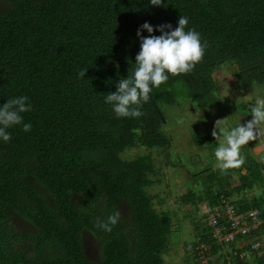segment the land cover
I'll use <instances>...</instances> for the list:
<instances>
[{
	"label": "trees",
	"instance_id": "16d2710c",
	"mask_svg": "<svg viewBox=\"0 0 264 264\" xmlns=\"http://www.w3.org/2000/svg\"><path fill=\"white\" fill-rule=\"evenodd\" d=\"M180 16L189 20L186 30L195 28L207 42L204 58L192 72L169 75L153 88L145 115L118 118L104 101L132 70L138 29L145 22L175 29ZM230 66L242 86L264 84V0H163L160 6L150 0H0V105L24 95L32 106L21 114L31 131L14 125L7 129L10 142L0 138V264H167L163 254L176 216L157 206L154 198L164 199L151 193L163 171L153 151L164 154L188 187L181 203L208 210L194 223L198 238L182 241L190 252L184 262L228 256L220 251L226 241L218 242V231L201 221L224 212L226 201L240 193V210L259 209L264 220V196L259 201L253 191L264 186V164L249 152L226 174L214 166L200 173L175 167L171 150L180 155L163 126L175 103L222 106L216 72ZM79 70H87L84 78ZM193 135L201 145L203 131ZM116 210L121 220L111 233L95 227L97 217ZM191 212L187 216L195 218ZM224 217L222 234L231 231ZM260 229L264 237V221Z\"/></svg>",
	"mask_w": 264,
	"mask_h": 264
},
{
	"label": "clouds",
	"instance_id": "9594fccd",
	"mask_svg": "<svg viewBox=\"0 0 264 264\" xmlns=\"http://www.w3.org/2000/svg\"><path fill=\"white\" fill-rule=\"evenodd\" d=\"M150 3L154 6H160L163 4V0H150ZM188 24V18L180 16L178 26L175 29L171 24H163L154 28L147 22L138 29L137 36L141 42L140 51L135 57L132 70L128 73L127 78H121L118 81L116 84L117 91L109 92L104 101L112 106L118 118H139L145 115L142 110L143 105L150 100V93L153 88H159L166 83L169 80V75L179 76L192 72L196 65L202 61L208 44L195 28L186 30ZM143 30H146L150 35L143 36ZM156 30L162 34L159 36L151 35ZM86 72L87 70H79V77L84 78ZM31 110L29 97L24 95L9 98L6 103L0 105V138L4 142L11 141V134L7 129L14 125H22L25 132L31 131L32 124L24 123L21 115ZM248 111L252 119L246 124L240 123L230 128L227 126V118L215 122L212 131V136L218 142V147L214 152L215 168L219 169L221 174H226L229 169L242 166L245 163V158L241 155V148L248 145L250 141L264 137V98L258 96L254 103L248 105ZM184 122V118L177 120L178 124ZM258 162L264 164V157H261ZM202 213L204 212L202 211ZM120 220L121 213L116 210L106 219L97 217L95 227L111 233ZM206 221L208 222V220ZM255 234L256 237L251 233L240 236L239 240L227 241L220 232L217 234L219 236L218 242L221 240L232 242L235 243L236 247H233L227 253L228 256L225 255L221 261L216 255L215 258L213 256L210 258L213 259V262L207 264H236L234 256L230 253L240 258L242 261L240 264H263L264 253L260 252L264 249V237L259 236L257 231ZM261 239L263 240L260 241ZM248 242H252L251 246L244 249ZM257 242H262V245L260 246ZM255 243L258 247L254 246ZM231 259H233L232 262H230Z\"/></svg>",
	"mask_w": 264,
	"mask_h": 264
},
{
	"label": "rangeland",
	"instance_id": "374dc122",
	"mask_svg": "<svg viewBox=\"0 0 264 264\" xmlns=\"http://www.w3.org/2000/svg\"><path fill=\"white\" fill-rule=\"evenodd\" d=\"M234 66L221 68L216 72V77L222 82V91L219 92L221 99L224 101L222 106H202L196 107L195 103L188 101H181L180 103H175L167 109L165 112L166 122L163 126V131L167 134L173 135L175 139V153L178 152L180 158L174 156V151L172 159L178 163L175 167H191V170H195V173H200L205 171L206 167H215L216 158L214 155L216 147H218L217 140L212 136V131L215 127V122L220 119L227 118V126L235 127L238 124H246L252 119L251 114L248 111V105L254 103L255 99L259 96L264 98V84L257 82L255 85L250 87H245L240 84L237 76L234 74ZM247 97V99H245ZM237 103L242 105L239 107ZM168 114V115H167ZM179 118H184L185 122L183 124H178L177 120ZM197 129H201L204 134V141L201 145L195 144V139L193 132ZM246 151V153H245ZM137 152L147 153L146 149L139 148ZM155 152V156L159 159L156 161L155 167H163V171L160 174L162 178V183H157L155 187L151 189V193L156 195L158 198H154L157 206L165 210H172V216H176L175 226L169 235L171 240L168 241V249L164 252L163 257L167 264H187L184 262L186 256H190V252L184 251L185 244L182 241L187 239H197L198 230L194 229V223L198 222L199 219L203 217L202 211H194L191 204L183 205L179 199V195L187 191L188 187L183 186L179 179L177 178L176 171L169 168L166 164L165 157L161 152ZM255 154V157L260 159L264 157V137L256 141H250L248 145L241 148V155L246 157L247 153ZM162 154V155H161ZM177 154V155H178ZM131 154H125L126 158H130ZM182 162L180 163V161ZM248 168L243 167L241 173H247ZM233 183L239 182V175H235ZM178 179V181L176 180ZM167 183L169 186H167ZM189 184V183H188ZM199 185V184H198ZM200 185L196 186V189H200ZM165 189L167 191H165ZM246 192V199L251 202V197L249 195H255L258 200L261 201L264 196V186H255L254 193ZM234 203L244 199V194H234L230 197V200ZM230 200L228 202L230 203ZM181 205V206H180ZM179 208V209H178ZM186 211H192L195 218L189 217ZM191 212V213H192ZM177 215H181L179 218ZM206 227L212 225L211 222H207L202 219V225ZM204 225V226H205ZM205 227V228H206ZM193 236V237H192ZM192 237V238H191ZM179 241V242H178ZM178 243V244H177ZM90 249L97 250L91 242L88 243ZM235 246V243L225 242L222 243V248L220 251L228 253ZM215 258V255L213 256ZM219 261H221L218 258Z\"/></svg>",
	"mask_w": 264,
	"mask_h": 264
},
{
	"label": "built area",
	"instance_id": "2783aa9c",
	"mask_svg": "<svg viewBox=\"0 0 264 264\" xmlns=\"http://www.w3.org/2000/svg\"><path fill=\"white\" fill-rule=\"evenodd\" d=\"M205 211L208 212L207 209ZM226 217L228 225L230 226V230L227 233L222 234L227 241H236L240 239V236H245L253 233V231H257L258 235H263L260 229L261 224L263 223L262 213L259 209H248V210H240L239 206L235 204H230L226 201V207L224 212L221 210L218 214H213L208 217V222H211L214 229L218 232L215 234H219L221 231L220 229V219L221 217ZM224 217V218H225ZM222 233V232H221ZM259 245H262V242H257ZM257 243L254 244L255 247ZM205 248L207 246L202 244ZM264 253V249L260 252ZM203 264H207V260L202 261ZM264 264V262H263Z\"/></svg>",
	"mask_w": 264,
	"mask_h": 264
},
{
	"label": "crops",
	"instance_id": "0c3cea01",
	"mask_svg": "<svg viewBox=\"0 0 264 264\" xmlns=\"http://www.w3.org/2000/svg\"><path fill=\"white\" fill-rule=\"evenodd\" d=\"M238 203V202H237ZM237 203H235L236 205H238ZM251 209H255V208H251ZM248 210V209H247Z\"/></svg>",
	"mask_w": 264,
	"mask_h": 264
},
{
	"label": "flooded vegetation",
	"instance_id": "af4514ba",
	"mask_svg": "<svg viewBox=\"0 0 264 264\" xmlns=\"http://www.w3.org/2000/svg\"><path fill=\"white\" fill-rule=\"evenodd\" d=\"M232 261H233V259L230 260V262H232Z\"/></svg>",
	"mask_w": 264,
	"mask_h": 264
}]
</instances>
